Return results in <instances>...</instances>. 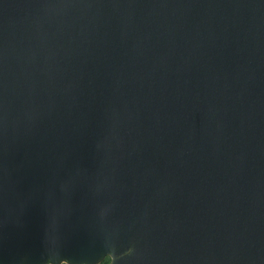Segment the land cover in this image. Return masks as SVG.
Wrapping results in <instances>:
<instances>
[{
    "label": "water",
    "instance_id": "1",
    "mask_svg": "<svg viewBox=\"0 0 264 264\" xmlns=\"http://www.w3.org/2000/svg\"><path fill=\"white\" fill-rule=\"evenodd\" d=\"M264 264V0H0V264Z\"/></svg>",
    "mask_w": 264,
    "mask_h": 264
},
{
    "label": "rangeland",
    "instance_id": "2",
    "mask_svg": "<svg viewBox=\"0 0 264 264\" xmlns=\"http://www.w3.org/2000/svg\"><path fill=\"white\" fill-rule=\"evenodd\" d=\"M99 264H108V262L106 260H103L101 263Z\"/></svg>",
    "mask_w": 264,
    "mask_h": 264
},
{
    "label": "trees",
    "instance_id": "3",
    "mask_svg": "<svg viewBox=\"0 0 264 264\" xmlns=\"http://www.w3.org/2000/svg\"><path fill=\"white\" fill-rule=\"evenodd\" d=\"M104 260H106L107 262H108V259L106 258V259H104Z\"/></svg>",
    "mask_w": 264,
    "mask_h": 264
}]
</instances>
